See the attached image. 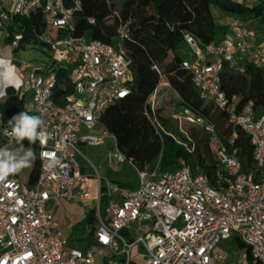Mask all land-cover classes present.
<instances>
[{
    "label": "built area",
    "instance_id": "1",
    "mask_svg": "<svg viewBox=\"0 0 264 264\" xmlns=\"http://www.w3.org/2000/svg\"><path fill=\"white\" fill-rule=\"evenodd\" d=\"M2 3L8 4L6 9ZM80 10L79 0L70 6L65 0H0L5 37H10L7 28L13 16L40 14L44 30H33V37L52 55L46 67L25 62L19 66L27 71L15 90L28 96V113L40 116L45 125L43 142L37 141L35 182L23 184L10 176L9 183L0 184V264H95L96 258L102 264H138L131 253L135 246L145 251L139 264H215L222 259L216 247L231 237L243 246L242 261L264 264V115L258 116L251 102L239 106L236 99L227 100L220 87L226 64L234 67L249 55L264 62V26L256 34L250 23L229 16L221 20L226 35L219 41L203 45L184 34L188 57L181 66L199 98L227 115L233 130L228 145L236 138L234 129L240 128L253 147L254 172L246 173L236 151L220 141L212 123L181 109L179 120L201 127L209 137L218 164L212 185L183 160L172 173H160L159 163L152 171L138 170L118 149L113 134L105 129L100 135L91 133L101 115L129 94L132 61L120 43L114 47L65 35L73 30L74 14ZM125 36L126 26L120 27L118 37ZM21 40V34L15 35L7 47L15 52ZM59 65L71 70L72 90L56 98L54 70ZM162 87L149 98L152 107ZM3 136L12 142L4 131ZM106 140L114 145L108 155L114 170L126 161L136 169V189L102 178L92 164H86L89 174L83 173L76 158L84 157L77 146L97 147ZM60 201L93 204L95 228L87 236L92 241L86 251L67 247V236L48 211Z\"/></svg>",
    "mask_w": 264,
    "mask_h": 264
},
{
    "label": "trees",
    "instance_id": "2",
    "mask_svg": "<svg viewBox=\"0 0 264 264\" xmlns=\"http://www.w3.org/2000/svg\"><path fill=\"white\" fill-rule=\"evenodd\" d=\"M72 1L65 0V5L70 6ZM79 1L81 10L74 14V28L64 34L114 46L120 43L131 58L129 94L111 105L101 115L99 124L116 137L118 149L136 169L152 171L159 163L160 173H172L183 160L195 174L204 175L212 185L215 183L218 164L210 152L207 133L201 128L200 133L187 140L178 130H170L168 122L156 115L157 99L168 87L177 96L176 105L180 109L188 108L214 125L220 141L229 150L236 151L243 172H254L253 147L248 136L240 128H235L236 138L232 145H228L233 130L227 115L213 103L199 98L189 72L182 68L181 63L188 57L185 33L203 45L219 41L226 35L224 26L214 19L213 10L225 17L233 16L250 23L251 29L258 34L252 26H264V0H121L118 11L110 0ZM123 26H126V36L121 39L118 29ZM33 30H44L40 14L30 18L13 16L8 24L10 37L6 42L21 34L22 40L16 52L27 47H37L44 52L33 37ZM50 63L48 61L47 65ZM154 66L156 70L152 69ZM70 71L61 65L54 70L56 98L71 92ZM160 84L163 87L156 93L152 107L149 98ZM220 87L227 100L236 99L239 106L251 102L255 113L264 115V68L257 63L246 61L234 67L226 64L220 75ZM24 98L25 95L5 97L0 103V126L3 129L8 127V120L15 114L26 111ZM10 143L17 147L14 140ZM23 144L25 148L37 150V142L30 145L25 139ZM38 174L36 159L28 184H33ZM94 228V210H90L73 227L68 240L72 241L74 234L86 231L92 235Z\"/></svg>",
    "mask_w": 264,
    "mask_h": 264
},
{
    "label": "rangeland",
    "instance_id": "3",
    "mask_svg": "<svg viewBox=\"0 0 264 264\" xmlns=\"http://www.w3.org/2000/svg\"><path fill=\"white\" fill-rule=\"evenodd\" d=\"M110 1L115 4V10L118 11L121 0ZM250 1L256 0H244V2ZM252 28L254 30H257L258 33H260V31L262 30V26L256 24H254ZM51 56L52 55L50 53L46 54L37 47H27L24 50H19L17 53H15V55H13V57H15V71L16 73H18V75H20V78H22L24 73L27 71L26 69H19V66L22 62H25L32 67H46ZM243 59V62L253 60L252 62L257 63L261 68H264V62H256L254 55L244 56ZM18 96H21V93H18ZM24 100V104L28 105L30 101L28 96H25ZM177 101L178 99L175 93L170 88L166 87L165 89H163L159 98L157 99L156 115L157 117L165 119L168 122V127L170 130H178L187 140H191L192 136L200 133L202 129L201 127H198L196 125L184 122L183 120H179V113L181 109L176 105ZM3 131L4 129L0 126V147L6 144L4 147H7L9 149H15L16 147L6 143V139L3 136ZM102 131L103 127L98 124L91 133L100 135ZM113 147L114 145L110 140H106L103 145L97 147H88L86 145L79 144L77 148L82 153L84 158L78 156L76 160L81 167H83V165L85 164H88L89 166L90 164H92L97 168L98 173L102 178H105L112 183H119L121 185L126 186L127 188L136 189L138 186V175L136 169L128 161L118 165L117 170H114L110 166L108 155L114 151ZM84 169L86 170L84 172L91 171V169L88 167L87 169ZM24 170L25 169H23L22 171ZM21 183L25 184V181L21 180ZM84 208L85 211L87 210V212L93 210V204L91 205L90 210L89 206L87 208L85 206ZM87 236V231L83 234H74V236L72 237V241L68 240L67 247L78 248L82 251H86L92 241V237L90 236L88 238ZM131 253L133 257H136V261L138 262V264L143 262L145 258V251L141 246H135ZM230 258L238 262L239 259L241 260V252L236 251L232 253ZM95 264H102V259L96 258Z\"/></svg>",
    "mask_w": 264,
    "mask_h": 264
},
{
    "label": "clouds",
    "instance_id": "4",
    "mask_svg": "<svg viewBox=\"0 0 264 264\" xmlns=\"http://www.w3.org/2000/svg\"><path fill=\"white\" fill-rule=\"evenodd\" d=\"M10 61L0 59V81L7 86L15 87L13 83V75ZM0 90V96L6 94V91ZM45 121L37 115H30L26 111L15 114L8 120V127L4 129V134L14 140L17 147L9 149L0 147V184L9 183V177L17 175L25 168H31L37 159L35 150L32 147H24L23 141L26 139L30 145L36 144L37 141L42 143L44 135L43 128ZM55 161L49 163V167Z\"/></svg>",
    "mask_w": 264,
    "mask_h": 264
},
{
    "label": "crops",
    "instance_id": "5",
    "mask_svg": "<svg viewBox=\"0 0 264 264\" xmlns=\"http://www.w3.org/2000/svg\"><path fill=\"white\" fill-rule=\"evenodd\" d=\"M242 1V0H238ZM244 1V0H243ZM7 3H2L1 6L3 8H7ZM213 17L219 24L222 25L221 20L225 18L219 11L213 10ZM0 41H1V46H0V59L10 61L11 63V70L10 74L13 75V83L16 87V84L20 81V75L16 73L15 71V65H14V59L13 55H15V52H12L8 47H7V42H6V37H5V32L0 30ZM24 76V75H23ZM7 87H13V86H7ZM6 87V88H7ZM14 87V88H15ZM5 89V84L3 81H0V90ZM6 90V89H5ZM20 92H16V95H18ZM22 96V94H21ZM6 94L3 96H0V103L3 102L5 99ZM25 101V100H24ZM25 110L26 112L29 111L30 107V102L28 105H25ZM6 143L9 145H12L8 140H6ZM6 144L2 145L1 147H4ZM13 146V145H12ZM36 152V151H35ZM80 157V156H79ZM86 165V164H85ZM83 165V173L89 174V172H84L86 171L84 168L87 169V167ZM33 167V166H32ZM31 168H25L24 171H21L17 175H14L20 182L21 180L25 181V184H28L29 182V175L31 172ZM24 184V183H23ZM119 184V183H118ZM92 203L91 202H67V201H60L58 205H50L48 206V211L53 215L54 219L57 220V222L60 225V228L62 229L63 233L67 238L72 234V229L73 227L81 222L83 218L86 216L87 210L85 211V206L86 208L89 206V210L91 208ZM55 209V211H54ZM243 247L241 242L236 238V237H231L227 240H224L218 244V246L215 249V254H220L222 256V259L217 261L215 264H250V262L247 261H242L239 259L238 262L236 260H233L230 258L231 254L238 251L241 252V256L243 253ZM242 261V262H241Z\"/></svg>",
    "mask_w": 264,
    "mask_h": 264
},
{
    "label": "water",
    "instance_id": "6",
    "mask_svg": "<svg viewBox=\"0 0 264 264\" xmlns=\"http://www.w3.org/2000/svg\"><path fill=\"white\" fill-rule=\"evenodd\" d=\"M5 91L7 97H12L16 95V90L14 87H7Z\"/></svg>",
    "mask_w": 264,
    "mask_h": 264
}]
</instances>
